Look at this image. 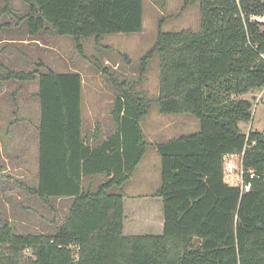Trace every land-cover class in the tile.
<instances>
[{
	"label": "trees",
	"instance_id": "1",
	"mask_svg": "<svg viewBox=\"0 0 264 264\" xmlns=\"http://www.w3.org/2000/svg\"><path fill=\"white\" fill-rule=\"evenodd\" d=\"M29 35L48 31L80 37L142 31V0H23ZM185 4L192 0H184ZM199 31L157 32L141 60L159 56L161 113H189L196 133L155 145L161 159L157 217L141 211L134 196L127 215L123 184L145 153L140 120L149 103L131 85L101 70L116 91L115 128L91 145L82 132L78 72L39 74L37 179L26 186L45 204L71 198L53 233H19L0 224V264H264V131L243 133L252 103L238 95L264 86V0H198ZM13 13L0 0V41ZM3 82L31 81L35 72L14 70L1 60ZM242 154L259 178L241 192L223 181V156ZM104 174L95 190L85 176ZM117 192H109L111 189ZM162 219V224L158 219ZM125 223L134 234H124ZM136 224V228L133 225ZM152 231V232H147Z\"/></svg>",
	"mask_w": 264,
	"mask_h": 264
},
{
	"label": "rangeland",
	"instance_id": "2",
	"mask_svg": "<svg viewBox=\"0 0 264 264\" xmlns=\"http://www.w3.org/2000/svg\"><path fill=\"white\" fill-rule=\"evenodd\" d=\"M13 13L4 16L7 23L1 34L4 47L3 63L16 70L35 72L31 81L10 80L2 83L0 90V224L8 221L19 233H53L67 212L69 201L51 198L45 204L27 191L37 179V144L40 119V103L37 98L39 74L47 70L67 72L73 67L80 72L82 87V132L91 145L102 141L115 128L111 109L116 91L107 83L101 70L106 68L115 77L131 85L149 103L147 114L140 120L146 141L145 153L132 176L123 184L125 207L134 196H142L138 204L141 211L157 217L161 202L152 194L160 186L161 159L155 145L173 137L196 133L200 123L189 113H161L157 96L159 91V56L148 58L145 72L139 79L141 60L152 48L159 28L162 31L200 29L198 0L185 4L184 0H142V31L133 33L104 34L96 41L94 36L80 37L81 50L73 36L57 35L48 31L43 35L51 48L33 58L21 49L20 42L28 40L25 19L27 4L23 0H11ZM5 39L10 42H5ZM4 40V42H3ZM15 40V41H11ZM32 47V46H31ZM25 60L15 62L14 54ZM27 51V49H26ZM30 52H32L29 49ZM23 53V55H21ZM19 64H22L20 66ZM23 68V69H20ZM252 103L251 118L240 121L243 133L264 131V86L238 95ZM105 178L104 174L85 176L84 188L95 190ZM111 189L109 192H117ZM124 234H134L125 223ZM152 232V231H147Z\"/></svg>",
	"mask_w": 264,
	"mask_h": 264
},
{
	"label": "built area",
	"instance_id": "3",
	"mask_svg": "<svg viewBox=\"0 0 264 264\" xmlns=\"http://www.w3.org/2000/svg\"><path fill=\"white\" fill-rule=\"evenodd\" d=\"M223 181L232 187H238L241 192L250 190V181L259 178V174L252 168H245L242 154L232 153L223 156Z\"/></svg>",
	"mask_w": 264,
	"mask_h": 264
},
{
	"label": "crops",
	"instance_id": "4",
	"mask_svg": "<svg viewBox=\"0 0 264 264\" xmlns=\"http://www.w3.org/2000/svg\"><path fill=\"white\" fill-rule=\"evenodd\" d=\"M44 33H46V31H43V32H39L38 34L36 35H30L29 38H27L28 40H22L20 42V46L22 47L21 49H24L25 53H27L29 56H34L33 58H37L39 59V53L42 52L43 53V50L44 49H53L51 48V45H50V42L49 40L46 38V35H43ZM2 41V39H1ZM1 41H0V44H1ZM11 41H15V40H11ZM4 42V40H3ZM5 42H10V40H7L5 39ZM2 46V45H1ZM32 46V47H31ZM27 49V51H26ZM29 49L32 51L30 52ZM19 51L16 52V54H14L15 56V59L16 60H13L15 62L19 61L20 60V63L22 62V64H25V60L23 59V57H21L19 55ZM21 55H23V53H21ZM1 60H2V56H1ZM22 64H19L20 66L23 67ZM14 69V68H12ZM20 69H23V68H20ZM16 70V69H14ZM78 72L77 70H75L73 67H70L68 68L67 72ZM55 73H66V72H55ZM80 74V72H78ZM81 75V74H80ZM81 78H82V75H81ZM35 80V79H34ZM82 82H83V79H82ZM81 82V91H82V87H83V84ZM2 87V86H1ZM38 87V86H37ZM81 103H82V100H81ZM38 148V145L36 146ZM156 150V149H155ZM36 157H37V151H36ZM59 200H68L69 201V206L71 204V198L69 197H66V198H58ZM68 206V208H69ZM159 223H160V226L162 224V219H158ZM60 224V223H59ZM58 224V225H59ZM136 224L133 225V227L136 228Z\"/></svg>",
	"mask_w": 264,
	"mask_h": 264
}]
</instances>
